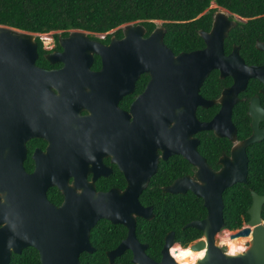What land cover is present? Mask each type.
I'll return each mask as SVG.
<instances>
[{
    "label": "flooded vegetation",
    "instance_id": "af4514ba",
    "mask_svg": "<svg viewBox=\"0 0 264 264\" xmlns=\"http://www.w3.org/2000/svg\"><path fill=\"white\" fill-rule=\"evenodd\" d=\"M222 14L232 25L223 40V50H212V59L203 60L210 71L198 89L199 102L194 108L199 124L189 120L186 125L183 104L170 106L165 109L164 133L154 131L155 121L138 146L133 108L149 86L151 74H140L133 89L119 99L120 92L129 89L109 87L101 56L94 55L89 63V59L63 50L60 40L67 39L70 32L48 33L47 44L38 37L45 50H37L30 80L24 88L8 83L0 88V264H33L36 259L42 264L38 247L50 245L55 238L51 209L62 206L66 199L58 183L78 194L82 181L93 184L97 192L124 191L129 184L125 172L134 165L141 173L151 171L155 167L151 159L156 161V168L145 191L161 179L167 183L161 187L165 193L164 189L178 180L198 182L199 168L188 155L198 152L210 169L220 172L242 144L256 136L259 141L245 149L247 183L237 184L249 185L250 174L259 175L262 181L253 182L258 190L251 189V197L252 192L264 196V15L243 18L212 3L195 18L205 26L197 30L204 44L199 47L168 46L165 21L151 20L155 25L151 31L141 22L134 25L145 28V38L164 28L166 47L154 50H171L179 56L205 51L201 33H210L215 24L225 28L226 21L219 17ZM125 30L122 25L94 36L108 45L113 38L122 39ZM189 83L193 90L196 82ZM155 115L150 107L146 120ZM209 124L215 128L197 130ZM173 150L178 153L168 157ZM189 194L196 196L190 190L171 195ZM252 203L253 198L247 214ZM261 219L264 226V206ZM249 222L250 216L233 232ZM244 246H249V241ZM228 247L222 246L223 251L228 253Z\"/></svg>",
    "mask_w": 264,
    "mask_h": 264
},
{
    "label": "water",
    "instance_id": "95a60500",
    "mask_svg": "<svg viewBox=\"0 0 264 264\" xmlns=\"http://www.w3.org/2000/svg\"><path fill=\"white\" fill-rule=\"evenodd\" d=\"M219 17L226 21V26L220 28L215 24L210 33H201L207 45L203 52L175 56L171 50H154L166 47L165 29L158 28L150 37L145 38V28L134 23L124 24L126 29L124 37L120 40L113 38L108 45L92 40L89 37L90 33L82 30H69V37L61 39L60 45L63 50H71L72 55L82 56V60L89 59V63H92L94 55L101 56L105 64L104 77L109 80V87L116 88L119 85L129 89L121 91L119 99L133 89L140 74L145 72L151 74L149 86L137 99L133 108L137 122L134 127L138 146L142 145L141 139L147 136L155 121L154 131L164 133L167 124L166 117L164 118L165 109L169 110L170 106L183 104L186 108V125L189 120L194 125L199 124L194 115V108L199 102L198 89L210 71L205 68L206 61L212 59V50H223V40L232 25L225 15ZM37 37L36 33L0 25V88L7 83L24 88L27 80H30V73L35 68L37 57ZM217 39L219 41L216 44ZM205 58L206 61L203 63ZM191 80L196 82L193 90L188 88ZM150 107L157 115L146 120ZM148 120L152 124L151 127ZM214 128L212 124L200 125L197 130ZM217 134L220 137L225 136L220 132ZM259 139L253 136L246 140L239 153H234L233 160H228L226 167L220 172H214L198 152H193L188 155V159L199 168L198 182L184 178L164 189L165 193L171 194H185L190 190L204 201L206 218L184 226V229L194 228L203 234L202 238L188 246L194 251L206 248L204 257L198 259L196 264H264V226L261 219L264 196L252 192L253 203L248 211L250 222L235 232L225 229L223 199L225 190L237 183H247L248 159L245 149ZM177 153L173 150L169 152L168 157ZM151 160L155 162V167L151 171L141 173L139 166L134 165L125 172L129 184L124 191L114 189L107 193L97 192L93 184L82 181L81 193L78 194L64 187V184L58 183L64 190L66 199L62 206L51 209V215L55 216V238L50 245L38 247L41 251L42 264H83L80 262L81 254L95 252L91 243V232L101 220L124 226L128 230L127 237L119 246L107 252L110 264L126 251L132 252L133 264H180L170 252L174 246L182 247L176 242L175 232L167 234L160 261H155L147 254L148 244L141 243L137 237L138 219L151 221L155 217L154 208L145 207L140 202V196L155 172L156 161ZM223 232L230 233L232 239L250 237L249 246L243 253L228 255L219 245L218 236ZM15 251L19 252L17 249Z\"/></svg>",
    "mask_w": 264,
    "mask_h": 264
},
{
    "label": "trees",
    "instance_id": "16d2710c",
    "mask_svg": "<svg viewBox=\"0 0 264 264\" xmlns=\"http://www.w3.org/2000/svg\"><path fill=\"white\" fill-rule=\"evenodd\" d=\"M213 2L243 18L264 15V0H0V25L36 34L64 31L67 35L69 30H82L91 33V39L100 40L94 34H104L135 22L143 23L151 31L155 25L150 21L161 20L166 22L165 43L168 46L199 47L204 44L197 30L205 26L202 20L195 21V18ZM37 43L38 50H45L41 39L37 38ZM260 179L262 181L259 175L250 174L249 185L237 184L225 191V229H239L243 220L249 219L250 190L257 189L253 182ZM165 184L161 179L152 183L140 197L143 206L154 208L155 217L151 221L139 218L136 233L141 243L148 244L147 254L155 261L161 260L165 238L172 231L176 234V242L183 247L176 246L179 253L202 238V232L184 229V226L207 216L202 199L193 194H165L161 189ZM127 233L124 226L101 220L91 232L95 252L83 253L80 261L110 264L107 252L117 248ZM132 258V252L126 251L113 264H133ZM33 264L39 261L36 259Z\"/></svg>",
    "mask_w": 264,
    "mask_h": 264
},
{
    "label": "clouds",
    "instance_id": "9594fccd",
    "mask_svg": "<svg viewBox=\"0 0 264 264\" xmlns=\"http://www.w3.org/2000/svg\"><path fill=\"white\" fill-rule=\"evenodd\" d=\"M45 34H48V33H45ZM41 35H44V34H38V37H40ZM244 251H245V248L244 247H242V246L241 247H236L235 245H232L230 247L229 252L227 254L228 255L235 256L238 252L239 253H243ZM170 252L173 255V257L175 259H177V261H179L182 257H190L191 258V264H196V260L198 258H201L202 259L204 257V252H199L198 254L194 255L193 252L190 249L189 250L182 251L180 253V255L177 256L176 255V246L172 247L170 249Z\"/></svg>",
    "mask_w": 264,
    "mask_h": 264
},
{
    "label": "bare ground",
    "instance_id": "6f19581e",
    "mask_svg": "<svg viewBox=\"0 0 264 264\" xmlns=\"http://www.w3.org/2000/svg\"><path fill=\"white\" fill-rule=\"evenodd\" d=\"M218 240H219V242H221V243H223L224 245H228V246H232V245H235L236 247H241V245H240V243L242 244V247H244L243 245H244V243H245V241L247 240H250V237L249 238H247L246 240H240L239 238H234V239H232L231 238V234L230 233H228V232H226L225 233V236H223V237H221L220 235L218 236ZM241 241V242H240ZM245 248V247H244ZM191 250L192 252H193V254L194 255H196V254H198L199 252H204V254H205V251H206V248H202V249H200V250H197V251H194V250H192L191 248H187V250ZM246 249V248H245ZM239 253V252H238ZM237 253V254H238ZM173 256V255H172ZM198 259H200V258H198ZM197 259V260H198ZM176 261H177V259H175ZM197 260H196V262H197ZM178 262V261H177ZM180 263V262H179Z\"/></svg>",
    "mask_w": 264,
    "mask_h": 264
},
{
    "label": "rangeland",
    "instance_id": "374dc122",
    "mask_svg": "<svg viewBox=\"0 0 264 264\" xmlns=\"http://www.w3.org/2000/svg\"><path fill=\"white\" fill-rule=\"evenodd\" d=\"M214 5V4H213ZM50 37V35H48V34H44V35H41L40 36V38H42V40L47 44V42H49L48 41V38ZM220 236L221 237H223V236H225V233L223 232V233H221L220 234ZM239 239L240 240H246L247 238H244V237H239ZM249 241V240H248ZM241 242V241H240ZM245 242H247V240L245 241ZM245 244V243H244ZM219 245H222V246H228V245H224L223 243H221V242H219ZM240 245L242 246V244L240 243ZM244 246V245H243ZM245 247V246H244ZM228 249L230 250V246L228 247ZM177 256H179L180 254H176ZM180 262V264H191V258L190 257H188V259L187 260H180L179 261Z\"/></svg>",
    "mask_w": 264,
    "mask_h": 264
},
{
    "label": "built area",
    "instance_id": "2783aa9c",
    "mask_svg": "<svg viewBox=\"0 0 264 264\" xmlns=\"http://www.w3.org/2000/svg\"><path fill=\"white\" fill-rule=\"evenodd\" d=\"M103 37V36H102ZM42 39V38H41ZM247 248V247H246Z\"/></svg>",
    "mask_w": 264,
    "mask_h": 264
}]
</instances>
